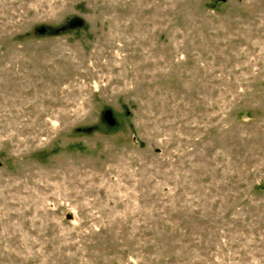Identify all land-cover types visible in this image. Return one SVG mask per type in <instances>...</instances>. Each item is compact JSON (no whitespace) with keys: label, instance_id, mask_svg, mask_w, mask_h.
<instances>
[{"label":"rangeland","instance_id":"374dc122","mask_svg":"<svg viewBox=\"0 0 264 264\" xmlns=\"http://www.w3.org/2000/svg\"><path fill=\"white\" fill-rule=\"evenodd\" d=\"M0 264H264V0H0Z\"/></svg>","mask_w":264,"mask_h":264},{"label":"water","instance_id":"95a60500","mask_svg":"<svg viewBox=\"0 0 264 264\" xmlns=\"http://www.w3.org/2000/svg\"><path fill=\"white\" fill-rule=\"evenodd\" d=\"M81 23H82L81 20H75V21H73V26H78V25H80ZM44 30H45V28H41V29H39L38 31H40V32H44Z\"/></svg>","mask_w":264,"mask_h":264}]
</instances>
